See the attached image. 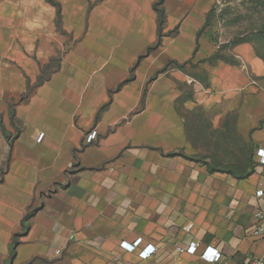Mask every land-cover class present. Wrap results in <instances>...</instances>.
Returning a JSON list of instances; mask_svg holds the SVG:
<instances>
[{"label":"crops","instance_id":"0c3cea01","mask_svg":"<svg viewBox=\"0 0 264 264\" xmlns=\"http://www.w3.org/2000/svg\"><path fill=\"white\" fill-rule=\"evenodd\" d=\"M157 1L0 0V264H242L264 254L253 232L264 59L251 42L198 36L217 0H161V30ZM229 134L255 149L246 178L209 170ZM140 237L132 251L121 246ZM148 244L156 251L141 258ZM208 246L219 262L201 257Z\"/></svg>","mask_w":264,"mask_h":264},{"label":"rangeland","instance_id":"374dc122","mask_svg":"<svg viewBox=\"0 0 264 264\" xmlns=\"http://www.w3.org/2000/svg\"><path fill=\"white\" fill-rule=\"evenodd\" d=\"M205 32L225 47L238 39L248 40L264 59V0H217ZM190 117L187 115V119ZM194 119L204 121L201 112L193 116ZM214 146L212 159L217 161L225 154L226 158H220L221 165L238 172L246 171L249 164L256 162L254 147L233 134L228 135L226 142L216 139Z\"/></svg>","mask_w":264,"mask_h":264},{"label":"built area","instance_id":"2783aa9c","mask_svg":"<svg viewBox=\"0 0 264 264\" xmlns=\"http://www.w3.org/2000/svg\"><path fill=\"white\" fill-rule=\"evenodd\" d=\"M42 137H43V133L40 134L38 139L41 140ZM95 138H96V131H92L91 133L88 134L87 141L90 142ZM257 154L260 158V161L264 163V146L258 149ZM256 195L257 197L262 199L263 206H261L258 209V211L255 213V217L258 223L254 228L253 232L254 235L264 238V190L263 189L257 190ZM141 242H142V238L140 237L136 239L134 242L122 241L121 246L124 249L132 251L137 247H139L141 245ZM179 249L182 250V248L180 247ZM185 250L189 253H195L197 250V245L194 243L190 244ZM155 251H156V247L153 244H148L139 251V256L145 259L150 255H152ZM201 257L206 261L214 263V262H219L222 259V253L218 249L212 246H208L201 253ZM223 264H229V263H223ZM242 264H264V254L259 257H253L251 259L245 260Z\"/></svg>","mask_w":264,"mask_h":264},{"label":"trees","instance_id":"16d2710c","mask_svg":"<svg viewBox=\"0 0 264 264\" xmlns=\"http://www.w3.org/2000/svg\"><path fill=\"white\" fill-rule=\"evenodd\" d=\"M159 4H161V0H158L157 3L155 4V8H156V10L158 12L159 30H161L162 25L165 22V11H164V8L163 7L161 8ZM212 10H211V12L209 13V15L207 17V20H206L204 26L198 31V36H200L205 31V29H206V27H207V25L209 23V19H210ZM243 42H250V41L245 40V39H238L235 42H233L231 44V46H234L236 44L243 43ZM151 48L152 47H150L149 50ZM214 57H216V58L217 57H220V58H224V59H226L228 61H233L231 58H228V57H226L224 55H221L220 53L215 54ZM248 143H250V142H248ZM251 146L253 147L252 144H251ZM187 157L188 158H191V159H195L196 158V157H191V156H187ZM213 161L214 162H212L211 164H208L209 170L211 172H214V171H224V172H228L230 174H233L234 176H236L238 178H246V177H248L254 171V168H255V166L257 164V162L251 163V164H249V166H248V168H247L246 171L238 172L235 169L228 168V166L221 165V162L218 161V160L216 161V159H214ZM34 212H35V209H29V211L26 213V215H25V217L23 219V226H26L27 225L28 220L30 219V217L33 216ZM18 244H19L18 234H15L14 237H13V241L11 243V246H10V257L11 258L15 255L16 248H17Z\"/></svg>","mask_w":264,"mask_h":264},{"label":"water","instance_id":"95a60500","mask_svg":"<svg viewBox=\"0 0 264 264\" xmlns=\"http://www.w3.org/2000/svg\"><path fill=\"white\" fill-rule=\"evenodd\" d=\"M257 146V145H256Z\"/></svg>","mask_w":264,"mask_h":264}]
</instances>
